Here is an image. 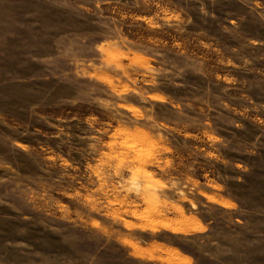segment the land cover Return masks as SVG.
<instances>
[{
    "label": "rangeland",
    "instance_id": "rangeland-1",
    "mask_svg": "<svg viewBox=\"0 0 264 264\" xmlns=\"http://www.w3.org/2000/svg\"><path fill=\"white\" fill-rule=\"evenodd\" d=\"M0 264H264V0H0Z\"/></svg>",
    "mask_w": 264,
    "mask_h": 264
}]
</instances>
